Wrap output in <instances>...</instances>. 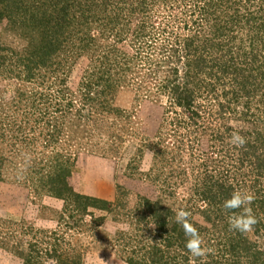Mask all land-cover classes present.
<instances>
[{"label":"trees","instance_id":"16d2710c","mask_svg":"<svg viewBox=\"0 0 264 264\" xmlns=\"http://www.w3.org/2000/svg\"><path fill=\"white\" fill-rule=\"evenodd\" d=\"M3 20L25 45L0 39V182L11 181L9 164L35 197L62 201L60 219L70 211L76 226L91 210L126 206L121 218L114 214L120 226L111 236L121 264H264V0H0ZM80 60L86 64L72 84ZM50 82L54 100L37 91ZM128 89L162 108L154 139L137 150L151 151L143 176L157 194L122 187L114 203L76 191L70 177L75 154L113 157L123 148L132 115L117 98ZM36 109L42 118L30 113ZM32 120L42 124L27 138ZM234 130L243 147L229 143ZM70 142L77 149L67 153ZM184 151L199 159L186 162ZM237 190L254 196L258 223L247 234L229 230L222 207ZM173 209L190 212L210 249L205 257L190 256ZM41 249L29 243L16 255L21 264H81L58 245Z\"/></svg>","mask_w":264,"mask_h":264},{"label":"rangeland","instance_id":"374dc122","mask_svg":"<svg viewBox=\"0 0 264 264\" xmlns=\"http://www.w3.org/2000/svg\"><path fill=\"white\" fill-rule=\"evenodd\" d=\"M5 24L4 20L0 21L1 41L17 49L22 48L25 42L18 35L5 30ZM85 64L81 60L78 61L73 67L68 82L72 84L77 82ZM2 85H6V83L0 79V86ZM54 85L53 82L47 83L43 87H38L37 91L50 94V98L54 100L57 97ZM3 97L9 100L13 97L9 87L6 88ZM133 97V91L128 89L117 98V104L120 108L125 110L127 114L132 115L129 124L132 132L126 136L127 139L121 151L113 157L91 152L75 154L77 155L76 165L73 168L70 183L76 191L105 198L114 203L117 201L115 199L117 191L122 187L130 190L132 194H146L152 198L157 194L155 187L143 176L151 166V151L144 148V154L140 155V151L137 150L144 142L143 140L147 138L154 139L158 130L162 108L159 106V102L151 100L147 102L144 99L136 101ZM25 110L24 107L21 109L22 112ZM38 111L36 109L33 112L30 111V113L42 118ZM32 117V119L35 118ZM164 123L166 128L163 129L165 130L169 125L168 122ZM41 124L35 125L33 120L30 121L29 126L26 125V131L29 133L26 137H36L34 133ZM232 124L235 125L236 123ZM30 126L33 128L31 129ZM23 127H25L24 124ZM24 138L19 141L24 140L26 142L27 140ZM35 141L37 150L40 151L38 138ZM65 145L63 148L67 153L74 152L77 149L73 142ZM69 147L72 151L67 150ZM14 153L13 155H15ZM45 155L49 156L47 153ZM182 156L186 162L189 160L196 162L199 159V154L196 153L192 156L189 151H184ZM129 167L132 169H128ZM3 168V172H8L11 181L0 182V264H21V259L16 254L27 252L29 243L41 247V250H50L52 245L53 247L58 245L61 247L59 252L63 258L72 260L80 256L81 264H121L120 258L116 256L112 247L111 236L114 230L120 226L116 222L114 214L120 211L121 213L117 215L121 218L127 212L126 206L125 208L116 206L119 210L116 213H106L98 210L92 212L91 210L83 219V225L76 226L71 218L66 217L69 216L70 211L65 213L63 219H60V211L63 208L62 201L48 197H35L27 187L21 186L15 181L20 179L13 175L14 171L9 164H5ZM19 169L24 171V168ZM21 181L25 182L23 178H21ZM25 184L30 186L31 183L25 182ZM100 216L103 217L101 225L98 221ZM65 222H67L66 225ZM122 225L124 227V224ZM262 247L264 249V244ZM44 262L46 264H59L53 260H45Z\"/></svg>","mask_w":264,"mask_h":264},{"label":"clouds","instance_id":"9594fccd","mask_svg":"<svg viewBox=\"0 0 264 264\" xmlns=\"http://www.w3.org/2000/svg\"><path fill=\"white\" fill-rule=\"evenodd\" d=\"M229 143L236 148L243 147L247 141L241 135L240 130H234L229 139ZM254 196L249 192L233 191L229 198L223 201L222 207L225 211L230 212L228 215L229 230L240 234H247L253 230L258 219L253 213L251 204ZM175 223L181 227L185 236V247L191 257H205L210 249L203 246L202 238L198 229L190 222V212L186 210H175ZM155 227V225H150Z\"/></svg>","mask_w":264,"mask_h":264}]
</instances>
